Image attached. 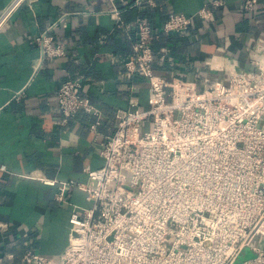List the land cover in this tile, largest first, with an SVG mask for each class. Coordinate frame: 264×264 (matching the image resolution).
Segmentation results:
<instances>
[{
    "label": "built area",
    "instance_id": "obj_1",
    "mask_svg": "<svg viewBox=\"0 0 264 264\" xmlns=\"http://www.w3.org/2000/svg\"><path fill=\"white\" fill-rule=\"evenodd\" d=\"M33 1L10 0L0 10V30ZM223 4L212 0L195 16L171 13L154 23L135 19L123 66L146 79L148 107L129 99L114 132L99 142L102 165L85 168L87 183L43 179L57 188L56 201L67 202L77 187L90 206L71 212L68 243L58 257L30 248L21 264H235L245 248L254 256L238 264H264V246L257 243L264 239V41L252 46L249 70L226 67V82L205 76L198 85L153 67L155 40L188 35L196 19L211 22L212 7ZM256 4L242 0L241 8L252 12ZM110 11L118 14L115 6ZM61 19L34 38L42 61L67 55L50 33ZM116 28L130 27L117 19ZM55 97L62 122L78 113L99 115L81 78L62 82ZM14 260L0 252V264Z\"/></svg>",
    "mask_w": 264,
    "mask_h": 264
},
{
    "label": "crops",
    "instance_id": "obj_2",
    "mask_svg": "<svg viewBox=\"0 0 264 264\" xmlns=\"http://www.w3.org/2000/svg\"><path fill=\"white\" fill-rule=\"evenodd\" d=\"M9 1L0 0V10ZM134 1L34 0L0 30V252L14 254L13 264H21L30 248L58 257L68 243L71 212L90 206L77 187L69 189L67 202L56 201L57 188L43 179L87 183L85 168L102 165L99 142L114 132L129 99L148 107L146 79L123 66L132 52L135 19L154 23L171 13L195 16L212 0H144L139 6ZM223 1L212 7L211 22L196 19L188 35L155 40L154 69L198 85L205 76L226 82L231 63L249 70L252 46L264 41V0H257L252 12L241 8L242 0ZM58 18L50 33L67 46V55L42 61L34 38ZM117 19L129 25L127 32L116 28ZM162 54L164 61L158 59ZM75 78H81L99 115L78 113L62 122L55 92ZM257 243L264 246V239ZM253 256L245 248L235 264Z\"/></svg>",
    "mask_w": 264,
    "mask_h": 264
},
{
    "label": "rangeland",
    "instance_id": "obj_3",
    "mask_svg": "<svg viewBox=\"0 0 264 264\" xmlns=\"http://www.w3.org/2000/svg\"><path fill=\"white\" fill-rule=\"evenodd\" d=\"M148 128V127H147Z\"/></svg>",
    "mask_w": 264,
    "mask_h": 264
}]
</instances>
